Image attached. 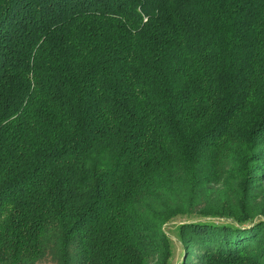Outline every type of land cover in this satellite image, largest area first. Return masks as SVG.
Listing matches in <instances>:
<instances>
[{
    "label": "trees",
    "instance_id": "obj_1",
    "mask_svg": "<svg viewBox=\"0 0 264 264\" xmlns=\"http://www.w3.org/2000/svg\"><path fill=\"white\" fill-rule=\"evenodd\" d=\"M176 246L264 264V0H0V264Z\"/></svg>",
    "mask_w": 264,
    "mask_h": 264
},
{
    "label": "rangeland",
    "instance_id": "obj_2",
    "mask_svg": "<svg viewBox=\"0 0 264 264\" xmlns=\"http://www.w3.org/2000/svg\"><path fill=\"white\" fill-rule=\"evenodd\" d=\"M180 220H182V219H180ZM180 220H177V221H180ZM175 251H176V253H175V258L173 260V264H176L179 261L180 255H181V251L177 248V246H176ZM38 264H56V263L53 260L48 258V259H45V260L39 262Z\"/></svg>",
    "mask_w": 264,
    "mask_h": 264
}]
</instances>
